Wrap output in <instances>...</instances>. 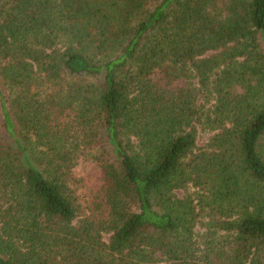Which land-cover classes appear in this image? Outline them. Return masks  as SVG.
<instances>
[{
    "label": "trees",
    "instance_id": "trees-1",
    "mask_svg": "<svg viewBox=\"0 0 264 264\" xmlns=\"http://www.w3.org/2000/svg\"><path fill=\"white\" fill-rule=\"evenodd\" d=\"M0 264H264V0H0Z\"/></svg>",
    "mask_w": 264,
    "mask_h": 264
},
{
    "label": "rangeland",
    "instance_id": "rangeland-1",
    "mask_svg": "<svg viewBox=\"0 0 264 264\" xmlns=\"http://www.w3.org/2000/svg\"><path fill=\"white\" fill-rule=\"evenodd\" d=\"M210 135V132H202L198 140L199 148L204 147L208 143ZM103 157L97 151H85L81 153L73 172L77 180V185L73 186L77 191V196L87 198V195L99 191L103 180L101 168ZM108 238L109 236H106V240Z\"/></svg>",
    "mask_w": 264,
    "mask_h": 264
}]
</instances>
